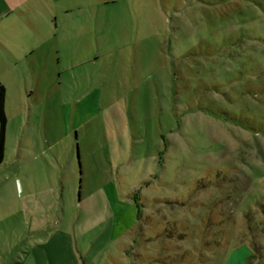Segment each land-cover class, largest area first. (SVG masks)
Masks as SVG:
<instances>
[{"label":"rangeland","instance_id":"obj_1","mask_svg":"<svg viewBox=\"0 0 264 264\" xmlns=\"http://www.w3.org/2000/svg\"><path fill=\"white\" fill-rule=\"evenodd\" d=\"M3 3L0 264H264V0Z\"/></svg>","mask_w":264,"mask_h":264},{"label":"trees","instance_id":"obj_2","mask_svg":"<svg viewBox=\"0 0 264 264\" xmlns=\"http://www.w3.org/2000/svg\"><path fill=\"white\" fill-rule=\"evenodd\" d=\"M6 89L0 82V165L5 158L7 116L5 111Z\"/></svg>","mask_w":264,"mask_h":264},{"label":"crops","instance_id":"obj_3","mask_svg":"<svg viewBox=\"0 0 264 264\" xmlns=\"http://www.w3.org/2000/svg\"><path fill=\"white\" fill-rule=\"evenodd\" d=\"M17 7H14L12 4H9V5H5L4 3L3 4H1L0 5V12L1 13H5V11L7 10H9V11H11V10H15ZM68 10V9H67ZM6 89V88H5Z\"/></svg>","mask_w":264,"mask_h":264}]
</instances>
